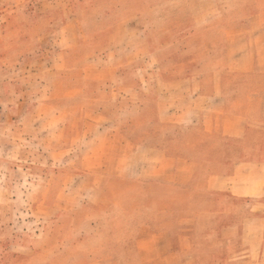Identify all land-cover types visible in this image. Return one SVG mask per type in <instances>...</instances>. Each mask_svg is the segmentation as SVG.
<instances>
[{
    "label": "rangeland",
    "instance_id": "obj_1",
    "mask_svg": "<svg viewBox=\"0 0 264 264\" xmlns=\"http://www.w3.org/2000/svg\"><path fill=\"white\" fill-rule=\"evenodd\" d=\"M151 1L154 0H81L83 10L79 17L72 19V16L66 17L69 14L66 2L51 9L43 5L44 0H0V264H63L55 262L63 243H74L72 249L80 258L72 236H77L81 229L73 230L72 219L84 217L87 212L86 217L93 208L79 211V195L94 194L104 178H94L95 172L79 174L78 168L69 165L76 159L78 150L75 152V149L89 152L94 136L95 140L109 145L106 147L110 153H118L116 159L132 160V163L134 159L132 167L138 173L145 160L152 171L159 154L160 158L177 153L163 142L175 139L188 142L189 139H185L189 136H196L201 142V138L222 131L211 128L207 115L203 124L192 123L191 120L199 116L197 108H190L194 110L183 115L190 106V99H178V95L185 93L183 90L188 86L175 91L172 82L159 80L156 54L140 52V56L146 58L143 66L136 61L123 63L128 55L134 56V48L148 42L139 19V13L144 10L145 14H153L145 20L154 26L149 33L151 46H165L192 35L188 29L193 26L191 20L175 23L158 19L154 15L156 7H145ZM57 8L66 12L62 19L54 16L60 11ZM200 16L199 22L203 24L204 17ZM65 20L72 26L70 47L62 40L59 30ZM172 30L177 32L174 34ZM146 72L156 78L150 82L152 88L147 81L138 79ZM252 106H243L248 125L244 140L249 142L246 152L256 156L255 152L264 150V110L250 112ZM178 120L182 121V126H175ZM102 125L108 128L101 131ZM115 138L120 140L116 142ZM109 162L105 164L106 172L112 169ZM198 162L199 172L211 168L210 158L199 156ZM85 163L92 170L99 169V162L89 157L85 158ZM51 179L61 188L57 194L59 206L69 208L72 213L62 221L56 220V209L49 214L42 205ZM117 189L109 188L104 195L115 196V201L121 205L133 197L135 204L148 206L149 215L163 209L176 210L182 220L189 222L190 210L183 204L189 199L185 190L175 200L163 204L156 201L157 193L153 189L151 194H144L143 200L138 193L140 188ZM202 191L199 188L201 205L196 214L202 218L211 213L209 219L216 203L212 195ZM181 202L182 208L177 205ZM71 204L74 207L70 208ZM228 205L231 211L234 204L229 202ZM81 211L84 213H76ZM247 211L248 208L245 213ZM50 219H54L53 222ZM99 227H88L91 235L84 241L89 246L87 249L96 246L106 251L104 264H126L119 252L114 257V253L108 251L107 241L93 245L96 232H107ZM180 231L182 238L188 237V229ZM35 240L37 243H33ZM31 243L36 244L34 249L33 245L29 246ZM177 243L182 248L189 246L187 239ZM4 248L9 252L2 257ZM34 251L40 255H34ZM146 255L149 258L150 250Z\"/></svg>",
    "mask_w": 264,
    "mask_h": 264
},
{
    "label": "crops",
    "instance_id": "obj_2",
    "mask_svg": "<svg viewBox=\"0 0 264 264\" xmlns=\"http://www.w3.org/2000/svg\"><path fill=\"white\" fill-rule=\"evenodd\" d=\"M65 2L69 6L66 17H79L83 10L81 0H44L43 5H49L52 9ZM152 6L157 8L154 15L158 19L164 18L175 23L191 20L193 26L188 29L192 35L182 41H171L165 46H151L149 33L153 32L154 26L145 20L153 14H145L144 10L139 13V19L141 31L148 42L134 48V56L128 55L125 57L128 60H123V63L136 61L143 66L146 58L141 57L140 52L156 54L159 80L168 84L172 82L175 91H180L178 89L183 85L188 86L183 90L185 93L178 95V99H190V106L183 115L194 110L190 108H197L199 116L191 120L192 123L196 121L203 124V118L207 115L211 128L222 131L218 135L201 138V142L196 136L186 138L188 142L176 139L163 142L165 146L177 150V153L173 156L165 154L160 158L159 154L152 171L145 160L142 162L143 169L138 173L132 167L134 159L133 163L128 159H116L118 153H110L106 147L109 145L95 140V136L94 141L90 142L89 152L84 153L83 148L75 149V152L78 150L76 159L69 167L78 168L79 174L91 175L95 172L94 178L101 177L104 180L100 188L93 191L94 194L79 195V211L93 208L86 217L87 212L84 217L72 219L73 230H77V227L81 229L77 236L71 235L77 243L76 252L80 258L76 257L72 249L74 243H63L60 246L62 248H58L55 262L104 264L107 252L96 246L88 250L89 246L84 243L91 235L88 234V227L102 226L107 232H96L92 239L93 245L107 241L108 251L113 252L114 257L119 252L118 255L124 257L126 264H264V150L255 152V155L261 154L262 157L246 152L249 142L244 138L248 125L244 115L246 110L243 109L245 105H253L250 112L264 110V0H154L145 5L147 9ZM57 9L60 11L54 16L62 19L66 12ZM200 14L204 17L203 24L199 22ZM70 23L68 20L63 21L59 29L68 47L72 40ZM172 32L175 34L177 31ZM138 77L147 81L150 88V82L156 79L147 72ZM182 125V121L175 124L177 127ZM107 128V125H102L100 130ZM119 140L115 138L116 142ZM199 156L210 158L212 162L209 165L211 168L205 172H199ZM87 157L99 162L98 170L86 166ZM108 160L112 165L110 172L105 171ZM229 160L233 162L225 164ZM109 188H115V191H118L117 188H140L138 193L141 200L145 199V193L151 194L153 189L157 193L156 201L161 203L175 200L185 190L189 199L183 204L189 207V222L182 220L179 212L172 209L153 211L149 215L148 206L135 204L133 197L121 205L115 201V196L104 195ZM199 188L215 200L212 218L208 219L211 213L202 218L196 214L201 205ZM60 192L61 188H57L51 179L42 205L49 214L56 209V220L62 221L72 213L69 208L59 206L57 194ZM96 193H99L97 197ZM229 202L234 204L231 211ZM183 204L177 205L182 208ZM72 207L74 204L70 205ZM53 220L50 219V222ZM82 226L86 228H80ZM182 229L189 230L187 238L180 235ZM184 239L189 241V246H186L188 250L177 243ZM33 243H37V240ZM33 243L29 246L33 245L34 249L36 244ZM148 243H152V246ZM7 248H4L2 257L9 252ZM149 250L151 255L148 258L146 253L149 254ZM34 255L40 254L34 251Z\"/></svg>",
    "mask_w": 264,
    "mask_h": 264
}]
</instances>
